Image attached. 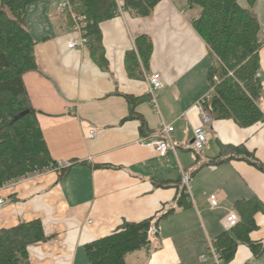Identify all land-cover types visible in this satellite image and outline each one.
I'll list each match as a JSON object with an SVG mask.
<instances>
[{
  "label": "crops",
  "instance_id": "0c3cea01",
  "mask_svg": "<svg viewBox=\"0 0 264 264\" xmlns=\"http://www.w3.org/2000/svg\"><path fill=\"white\" fill-rule=\"evenodd\" d=\"M123 1L116 0L118 5ZM57 2L42 0L28 8L37 69L25 73L23 82L51 157L72 164L61 178L47 171L1 188L0 228L39 219L50 238L28 247L30 264H88L84 244L115 231L124 220L137 222L173 208L159 220V235L152 239L157 248L129 253L127 264H210L202 255L222 232L226 211L240 199L264 201V172L242 159L207 162L223 145H243L264 164V120L247 127L232 119L202 124L194 104L212 92L208 46L192 25L199 10L185 0H161L146 17L122 11L101 22L106 67L87 48L67 46L78 33L57 12ZM238 2L247 6V0ZM253 10L264 39V0H256ZM139 34L151 38L153 51L148 68H141L143 77L135 78L127 72L125 54ZM259 58L263 80L258 104L264 110V45ZM152 72L163 80L155 93L156 108L145 79ZM124 94L147 95L131 118ZM162 123L173 126L174 149L165 155L141 143L160 137ZM198 125L208 141L194 153L190 143ZM183 174L191 201L186 209L176 207L182 184L155 185L175 182ZM210 195L219 202L215 209L209 207ZM254 220L257 229L250 238L264 242V213L257 212ZM226 264H264V250L254 257L240 244Z\"/></svg>",
  "mask_w": 264,
  "mask_h": 264
},
{
  "label": "trees",
  "instance_id": "16d2710c",
  "mask_svg": "<svg viewBox=\"0 0 264 264\" xmlns=\"http://www.w3.org/2000/svg\"><path fill=\"white\" fill-rule=\"evenodd\" d=\"M38 1L42 0H0V187L7 181L47 171H55L61 178L72 164L68 160V166H59L51 157L23 82L25 73L37 69L35 41L27 28V13L29 6ZM69 1L75 12L85 16V48L99 66L106 67L100 23L118 15L119 7L133 16L146 17L161 0H124L119 5L116 0ZM185 1L188 7L198 8L199 15L192 19V25L208 46L207 80L212 92L203 103L204 109L211 118L232 119L242 127L263 121V110L258 104L263 77L256 74L260 71L259 52L264 39L253 10L256 0H247L245 7L238 0ZM63 15L72 27L71 16ZM152 51L153 42L147 34L135 37L134 48L125 54L129 76L143 77L141 68H148ZM123 96L129 107L127 118H131L136 115V105L147 95ZM232 159L246 160L264 172V164L243 145L221 146L218 155L207 164L218 165ZM179 184L182 189L177 194L176 207L186 209L191 201L182 178L175 182H155L160 187H178ZM233 209L240 217L239 223L229 230L223 229L211 241L222 264L233 259L240 244L247 246L254 257L264 250L263 241L250 238V233L257 229L254 215L264 213V201L255 197L240 199ZM172 211L173 208L137 222L124 220L115 231L84 244L88 264H127L129 253L156 249L152 239L159 235V220ZM152 225L154 233L149 232ZM49 238L39 219L0 228V264H30L28 247ZM204 256L214 264L209 245Z\"/></svg>",
  "mask_w": 264,
  "mask_h": 264
},
{
  "label": "built area",
  "instance_id": "2783aa9c",
  "mask_svg": "<svg viewBox=\"0 0 264 264\" xmlns=\"http://www.w3.org/2000/svg\"><path fill=\"white\" fill-rule=\"evenodd\" d=\"M55 8L59 14L68 13L71 16V19L73 21L72 29L78 33V39L69 40L67 42V46L70 48H85L86 42H87V38L83 34V31H84L83 28L86 26L85 16L75 12L69 0H58ZM118 11L119 13H122V10L120 7L118 8ZM256 76L260 78L263 77L261 71H258ZM145 79L147 83V95L150 98V102L156 108L157 105H156L155 93L156 91L160 90L163 86V80H162L161 74L158 72H152L148 75L145 74ZM213 79L216 81L218 80L217 76H214ZM211 91H212V88H211ZM209 96L210 94L200 98L194 104L196 111L200 114L201 122L203 125L209 124L212 119L203 106L204 101L208 99ZM263 114H264V110H263ZM182 117L186 118L185 115H183ZM203 125H198L193 128V138L190 143V148L195 152L202 151L208 141L207 132L205 128L203 127ZM172 131H173V126L171 124L162 123L161 128H160V137L153 138L151 140H141V143L151 145L155 148V150L160 155H165L170 149L172 150L174 149V146L172 144V134H171ZM90 134L91 136H93L95 134V130L94 129L90 130ZM57 164L59 166H68L70 162L68 160L58 161ZM27 177L29 176H24V177L17 178L15 180L7 181L0 187V189L7 188V187L14 185L15 183L24 181ZM182 181L184 184L187 183V176L185 174H183L182 176ZM4 200H5L4 197L0 194V206L4 203ZM208 204L211 209L217 208L219 206L217 197L215 195H210L208 197ZM239 221H240V217L238 213L233 209L227 210L220 220L222 228L224 230H229L233 228L239 223ZM154 231H155V228L152 225L149 228V232L154 233ZM209 254L211 255V258L213 259L214 264H222V260L218 257L211 243L209 244ZM202 258L205 259L206 256L203 255Z\"/></svg>",
  "mask_w": 264,
  "mask_h": 264
},
{
  "label": "rangeland",
  "instance_id": "374dc122",
  "mask_svg": "<svg viewBox=\"0 0 264 264\" xmlns=\"http://www.w3.org/2000/svg\"><path fill=\"white\" fill-rule=\"evenodd\" d=\"M206 260H209L208 258Z\"/></svg>",
  "mask_w": 264,
  "mask_h": 264
}]
</instances>
